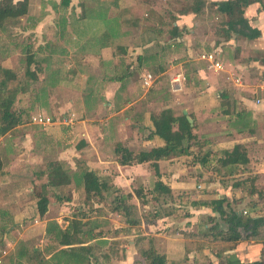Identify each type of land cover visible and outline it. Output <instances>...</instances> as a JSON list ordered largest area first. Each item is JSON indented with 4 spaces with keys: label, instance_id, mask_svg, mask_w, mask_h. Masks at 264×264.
<instances>
[{
    "label": "crops",
    "instance_id": "obj_1",
    "mask_svg": "<svg viewBox=\"0 0 264 264\" xmlns=\"http://www.w3.org/2000/svg\"><path fill=\"white\" fill-rule=\"evenodd\" d=\"M22 1L11 0L12 4ZM67 1L66 4H62V0H27V13L23 17L34 21L31 23L30 30L39 29L48 34L51 28L60 29L56 36L61 38V30L72 28L76 34L73 37L76 39V45L82 46L86 36L82 35V32L87 30L88 25H93L92 23L97 21L95 19L97 15H101L103 16L101 20L109 25L119 24L122 36H119L114 44L109 40L105 42L107 44L101 43V46H97L96 51L94 50V70L92 69L86 78L88 77V80L92 82L91 85L95 84L92 91L85 92V97L80 98L82 111L86 114L85 117L81 116L76 127L81 138L72 146V149L67 150L75 153L71 155V159L67 154H57L56 159L73 164L80 152H87L85 157L82 154L83 162L86 163L81 166H86L88 171L94 172L98 177L104 178L106 176L103 174H108L109 190L119 191L110 195L113 201L118 202L123 196L130 194L133 198L128 201L138 209L141 206L146 208L150 204L164 208V213L161 215L155 212L151 218H148L151 219L150 222L143 220L142 215L139 214L137 219H141L140 223L130 228L127 227V223H118L119 226L113 227L116 222L114 218L120 217L114 213L108 212L109 218L98 215L96 218L101 220L94 219V223L98 224V227L105 225V229L109 226L105 234L108 230L114 234L112 237L102 236L101 244L100 242L92 243L98 238L93 239L91 244L96 245L94 252L99 247L103 248V253L110 256L108 262L113 263L114 260L117 264H129L132 263L133 255L136 253L134 240L139 237L150 239L155 251L159 254L163 253L168 264H183L186 258H190L187 264H193L197 260L198 253L192 251V256H185L190 246L187 235L193 232L196 236L209 237V230L215 224L224 227L219 218L214 219L216 213H213L210 202L226 199L233 205V197L239 200L238 203L247 201L249 205L252 202L261 211L251 212L250 210L247 213L248 217L264 218V202L259 203L257 194L246 193V190L252 186L257 192L262 191L264 195V0H253L245 9L244 17L249 26L260 33L253 40L236 37L231 41H223L215 36L217 24L214 25L213 32H200L203 28L202 17L208 16V10L204 9L205 13L202 15H177L179 19L173 26H177L179 37L172 35L174 30L167 34L164 25H155V31L159 35L158 38L151 40L152 49L150 50L137 36L139 31L135 34V40L124 41V36L129 35L130 31L133 33L135 28L132 26L134 20L131 18V12L136 10L132 9V6H126L120 10L111 5L112 0ZM204 1L208 3L226 0ZM117 11H120L119 17L113 14ZM215 16L219 19L218 15L215 14ZM110 29L103 30V34ZM160 33H164L162 36H166V42L159 37ZM129 37L130 35L127 38ZM93 43L94 41L91 40L88 46L93 48ZM47 45H49L48 41L45 46ZM117 47L122 50H117ZM153 47L156 49L153 50ZM129 49L139 51L135 53L138 54L134 57L135 62L126 60ZM203 52H214L217 59L222 62L224 71L209 72L203 64L198 65L197 63L200 62L196 60V55ZM221 52L226 54V64L220 59ZM50 58L51 56H43V61H49ZM138 58H142L141 67H139ZM160 59H164L165 62H159L151 70L147 67L149 60L156 62ZM188 67L191 69L190 72ZM253 68L257 71V76L251 77L253 84L246 87L242 80L248 78L249 71ZM175 69H183L190 75V80L187 85L181 84L180 90L173 93L159 85L163 79L168 78L166 74H170L167 82L169 85L170 78L175 75L171 72ZM148 70L156 71L161 78L147 89L140 78L141 76L143 78L142 72L147 73ZM66 72L69 75L62 77L67 80L61 79L59 83L55 82L59 86L64 85L66 89L75 90L77 87L70 80L75 73L78 75L74 80L78 77L85 79L80 69L73 70L69 67L63 74L66 75ZM55 76L57 79L60 78L58 75ZM235 78L240 80L239 84L233 81ZM231 89L233 92H229ZM176 97H179L177 101ZM78 106L80 107V103L73 99L63 103L66 113L62 114V118L69 119V124H72L75 118L73 111L78 110ZM166 109H170L174 117L183 114L186 119L187 117L191 119L189 124L197 141L193 140L189 143L190 148L187 153H181L178 150L179 146L185 147L186 144L181 139L166 143L159 136L153 135L155 129L151 117L157 116ZM176 129L174 125L173 130ZM167 145L169 150L165 158L157 162V167H153L149 162L131 166L118 163L117 154L123 151L139 154L164 148ZM236 145H242L245 148L247 164L223 167V152L231 151ZM117 149L119 153H116ZM112 160L115 165L112 166L114 171L110 172L107 167ZM49 167L50 165L41 173L42 176L47 178ZM251 177L255 178L253 184L249 182ZM150 182H153V188L150 189L152 198L149 199L144 192L147 191L145 187ZM157 182H160L162 186L155 190ZM239 182L245 183L243 189L234 187L233 184ZM136 184L138 189L135 187ZM44 187L47 188V184H44ZM135 191L140 193V199L135 198ZM118 193L121 195L116 198ZM128 201H124V206L129 204ZM48 221L50 220L45 223ZM126 228L128 232H123ZM98 232L100 231L95 230V233ZM12 237L8 233H0V264H18L19 262L26 264L29 257L17 260L12 255L28 251L27 238L24 234H20L14 241ZM116 239L120 241L116 242L118 241ZM126 239H128L127 242H125ZM16 245L19 247L17 253L13 254L12 251ZM71 245L76 244L71 243ZM221 248H224L221 253L217 252L219 264H264V234L255 239L239 241L230 249L224 243ZM32 249L36 250V248ZM203 250V255H209L208 246ZM94 254L97 261L91 264L108 263L100 257L101 252ZM44 255L45 259L51 256L45 252ZM112 255L115 259L111 257Z\"/></svg>",
    "mask_w": 264,
    "mask_h": 264
},
{
    "label": "rangeland",
    "instance_id": "obj_2",
    "mask_svg": "<svg viewBox=\"0 0 264 264\" xmlns=\"http://www.w3.org/2000/svg\"><path fill=\"white\" fill-rule=\"evenodd\" d=\"M187 2L188 0H129L128 2L126 0H112L111 5L120 10L126 6H132V9L136 10L135 12H131V18L134 20L132 26L135 28L133 29V33L131 31L129 32V38H127L129 35L124 36V41L126 42V39L129 41L132 39L135 40V34L139 31L137 36L140 37L141 41H144V45L150 50L152 49L150 46L152 43L151 40L158 38L157 36L159 35L155 31V25H164L166 27L165 32L169 34L173 26L172 21H174L172 16L177 17L180 8L184 4H187ZM119 13L120 11H117V13L113 14L119 17ZM96 17L95 19H97V21L95 20L96 22L92 23L93 25H88L87 30L82 32V35H86L81 44L82 46L76 45V39L73 38L76 34L72 31V28L61 30L60 34H62V37L58 38L56 34L59 33L60 29L56 30L51 28L48 34L39 31V29L30 30L32 26L31 23L34 21H29L26 17H23L22 20L18 19L17 21L13 19L9 20L0 28V66L8 73V76H5V78L7 77L8 87H23L25 86V82L29 83L28 92L18 94L12 106V110L21 116L22 124L0 137V162L2 166L0 170V233L12 235L14 241L20 234H24L25 238H27L26 246H28L27 250L29 251L28 256L25 258L27 259L29 257V261L27 260L26 264H38L37 262L39 261L43 262L47 260L44 255L46 248L50 244L48 238L45 236L46 234L44 235L46 228L45 221L47 220L57 221L58 225L60 224L62 227H66L71 220H81L82 223L94 222V219H97L96 217H98V215H100V217L109 218V213H114L120 217L114 218L116 222L113 227L119 226L118 223H127V227L130 228L136 225L128 223L126 220L129 218L134 221L140 214L142 215V219L145 220L147 214L152 217L155 212L160 215L164 213V208H158L150 204L146 208L142 206L139 209L137 208L136 212L128 211V218L124 211L121 210L117 212L114 209L117 203L111 198L105 197L102 201L92 199L85 203L83 190L82 188L77 189L73 174L87 170L86 166H81V164L85 165L86 163L83 162V158L86 156L85 154H87V152H80V155L76 153L78 157H76L77 159L73 164H68L66 161V163H64L56 159L58 157L57 154H67L68 158L71 159V155L75 153L67 150L72 149V146L81 138L80 132L76 130V127H78L77 123L80 121L81 116L85 117L86 114L82 111L83 108L80 98L85 97V92L93 90V85L95 83L91 85L92 82H90L86 76H88V74L90 75L92 69L94 70L93 64L95 61L93 60L95 57L93 54L97 46H101V43L108 42L105 35L103 36V30H106V28H114L115 38L112 40L113 44L119 36H122V34H120L121 28L119 24H114L112 26L104 20H101L103 16L97 15ZM217 22L218 19H216L215 13L208 12V16L202 17L201 24L203 28L200 32H213L215 29L214 25H216ZM208 29H210V31ZM164 33H160L159 37H162L166 42V36H162ZM91 40L94 41L92 45L93 48L90 45L88 46ZM47 41L49 45L45 46ZM29 48L31 51L30 53L33 54V63L29 67V70L37 77V81L35 82L26 74V70L28 69L26 60L29 56L27 54H30L27 53ZM155 49L156 48L153 47V50ZM136 52L139 53L138 50H136ZM136 52L135 50L130 51L129 49L126 60L128 62H135L134 57L138 55L135 54ZM43 56H51V58L48 59L49 61H43ZM198 56L199 53L196 55L197 61ZM225 56L226 54L221 52L220 59L224 64H226ZM159 62L165 61L164 59H160L156 62H150L149 60L147 67L151 70L152 67L156 66ZM198 62H200L197 63L198 65L203 64V67H206L205 63L201 61ZM69 67L73 68V70L80 69L81 73L85 75V79L83 77H78L74 80L78 73H75L72 78L69 77L71 82L77 85L75 90L66 89L63 87L64 85L59 86L55 83L56 81L59 83L61 79L67 80V78L62 76L69 75L68 72H66V75L63 74ZM144 67L146 68V66ZM185 67L187 68V66ZM188 69V72H190L191 69L189 67ZM150 70H148L147 73L152 75L154 79L153 83H156L157 79L161 77L158 76L156 71ZM142 74L143 78L141 76L140 79L143 84L146 73L142 72ZM171 74L183 75L184 80L181 81V84L185 83L184 85H187L188 80H190V75L185 73L183 69L172 70ZM55 75H58L60 78L57 79ZM166 76L169 78L170 74H166ZM253 76H257V71L254 68L250 69L248 78L242 80L246 87L253 84V81L250 79ZM1 77L2 74L0 72V78ZM168 78L163 79L159 86L169 91L171 87L170 84L167 85ZM164 80L166 81L164 82ZM81 92L82 94H80ZM229 92H233L232 89ZM176 94L180 95V93H175V95ZM247 94L248 93H246V95ZM70 99L80 103V107L78 106L79 109L73 111L75 118L72 124H69V122L65 123L64 120L67 118H62V114L66 113V107H63V103L68 102ZM175 99L177 101L179 97ZM40 116L50 118L53 124L42 126L35 123L34 118H39ZM92 120L93 118L91 121ZM53 131L56 132L52 133ZM113 161L114 160L110 161L109 167H107L110 172L114 171L112 169V166L115 165ZM50 164L60 166L62 172H66L69 175L68 185L58 186L55 189L48 188L52 186H47V188L44 187V184H47L48 180H46L47 178L42 176L41 173L45 171ZM51 167L52 166L49 167V171ZM103 175L106 177L99 178L106 182H110L107 180L110 179L108 174ZM152 186L153 182H150V184L148 183L145 187L147 191L144 193H146L145 196H148L149 199L152 198V194L150 195V189L153 188ZM135 187L138 189V184H136ZM120 195L121 194L118 193V197H120ZM43 196H47L48 198V211L44 217H40L38 214L37 202ZM232 200L237 199L233 197ZM128 203L132 204L130 201H128ZM121 204L124 205V202H121ZM231 206L232 208L238 209L244 215H248L247 213H249L247 201H244V203L237 202L236 205L231 204ZM214 216V219L218 220V214ZM99 220H101V218ZM99 220L97 219V221ZM210 224H212V222ZM225 228L226 226L224 225V227H219L218 230H224ZM87 229V226L83 228L85 231ZM107 229H109V226H107ZM107 229H105V225H103L94 229L93 233L98 234L101 232V236L112 237L114 233L111 230H108L105 234ZM95 230L100 232L95 233ZM118 231L119 229L116 233H118ZM187 237L190 239V246L187 248L185 256H192V251L198 253L196 254L197 260L193 264H219L217 252L221 253V246L224 244L223 241L214 239L212 235L209 237L202 235L196 236L193 232L189 233ZM102 239V237H99L92 243H98L102 241ZM127 240L128 239H126L125 242H127ZM119 241L120 240L116 242ZM71 243L76 244L72 246L82 245L81 236L74 235V239L71 240ZM95 244L91 245L95 248ZM207 246L209 255H203L202 251H204L203 249ZM18 247V245L15 246L12 251L13 254L15 252L17 253ZM32 248H36L35 252L37 254H35L34 257L31 254ZM96 250L97 251L94 253L101 252V254H104L103 248L99 247ZM160 254L163 255V253ZM12 256L14 257L15 255ZM111 257L114 258L113 255ZM189 259L190 258L184 259L183 264H187L190 261ZM18 264L21 263L19 262ZM107 264L117 263L113 260V263L108 262ZM129 264H131V262ZM166 264H168L167 259Z\"/></svg>",
    "mask_w": 264,
    "mask_h": 264
},
{
    "label": "trees",
    "instance_id": "obj_3",
    "mask_svg": "<svg viewBox=\"0 0 264 264\" xmlns=\"http://www.w3.org/2000/svg\"><path fill=\"white\" fill-rule=\"evenodd\" d=\"M253 0H226L221 2H205L204 0H188L187 4H184L178 11L179 16L188 14L202 15L204 9L208 12L215 13L219 16L215 36L223 41H231L236 37H243L247 40H253L257 38L260 33L258 30L249 26L248 21L244 17L245 9ZM67 0H62V4H66ZM27 0L12 4L11 0L0 1V28L9 20L17 21L27 13ZM264 9V5H263ZM172 25L178 21V17H173ZM173 36L179 37L177 26H172ZM175 32V33H174ZM114 28L104 32L103 36L109 40L115 38ZM102 36V37H103ZM221 40V41H222ZM122 48L117 47V50ZM27 53H30V48ZM29 55L26 60L27 70L26 74L29 75L32 81H37V77L30 72L29 67L33 63V54ZM139 67H141L142 58H138ZM0 72L2 77L0 78V137L10 132L15 127L22 124L21 116L12 110V106L15 102V98L18 94L28 92V82H25V86L14 88L8 87L7 77L8 74L0 66ZM8 76V75H7ZM44 95V94H43ZM155 131L153 135H157L162 138L166 143L174 140L181 139L186 142L185 147L179 146V152L187 153L190 148L189 143L193 140L197 141L196 136L192 133V127L186 119V116L180 114L179 117H174L170 109L163 110L157 116L151 117ZM174 125L177 127L174 129ZM169 150V145L164 148L152 149L149 152H141L139 154H133L131 152H121L117 154L119 157L118 163L120 165H133L141 163H150L153 167H157V162L163 160ZM119 153V150H116ZM224 159L222 160L223 167L225 166H244L247 164L246 150L242 145H236L231 151L223 152ZM51 169L47 175V186L58 187L69 184V175L66 172H62V168L56 164H50ZM0 162V170H1ZM75 185L78 188H82L84 193V201L89 202L92 199L102 201L105 197L110 198L112 193L119 192L109 190L108 183L105 180L100 179L94 172L83 170L80 173L73 174ZM253 184L254 177L249 179ZM237 189H243L245 183L239 182L233 184ZM242 185V186H241ZM162 184L157 182L155 184V190H158ZM252 188V186H250ZM249 188L246 193L249 195L257 194L259 203L264 202L263 192H257L254 188ZM135 198L140 199V193L134 192ZM118 198V196L116 197ZM133 198L132 195L123 196L115 206V210H123L129 218L128 211L136 212L137 207L133 204L122 205L124 201H128ZM238 200H233V204L236 205ZM213 213L218 214L221 222L226 226L224 230H218L219 226L214 225L210 228L209 235H212L214 239L223 241L227 244V248H233V246L239 241L250 240L261 237L264 234V218H251L248 215H244L238 209L232 208L231 204L226 199L215 200L210 202ZM48 198L47 196L41 197L37 202L38 214L40 217H44L47 212ZM249 211L259 212L261 209H257L256 204L252 202L248 205ZM150 215L145 217L147 222H150ZM211 220V218H210ZM130 224H139L140 220L136 219L132 221L130 218L126 220ZM87 226V230H83ZM98 227V224L94 222L82 223L81 220H71L70 223L62 228L56 221H48L46 223L45 234L49 240V246L46 248L45 253L50 254V258L45 261H39L38 264H91L97 261V257L94 254L95 248L91 245L93 239L102 237L101 232L94 234L93 230ZM128 229H124L123 232H128ZM243 230V232H241ZM73 235L81 236L82 245L72 246L71 237ZM101 244V241H100ZM134 246L136 247V253L133 255L131 264H166V259L163 255L158 254L153 248V243L150 239L136 238L134 240ZM224 249V248H222ZM264 250V249H263ZM29 251L23 253H17L15 259L22 260L27 257ZM31 254L34 257L37 254L31 249ZM100 257L105 263L108 262L110 256L102 254Z\"/></svg>",
    "mask_w": 264,
    "mask_h": 264
},
{
    "label": "built area",
    "instance_id": "obj_4",
    "mask_svg": "<svg viewBox=\"0 0 264 264\" xmlns=\"http://www.w3.org/2000/svg\"><path fill=\"white\" fill-rule=\"evenodd\" d=\"M198 61H201L205 63L206 69L209 71H212L214 73H219L224 71V66L221 61H219L216 57V54L214 52H203L200 53L198 56ZM229 79V78H228ZM184 80L183 75L181 74H175L170 78L169 84L171 87V91L176 92L180 90L181 81ZM233 81L236 84L240 83V80L238 78L233 79ZM154 82V79L151 74L146 73L143 81V86L145 88H150ZM69 119L64 120V122H69ZM34 122L38 123L42 126L51 125V119L47 117L40 116L39 118H34Z\"/></svg>",
    "mask_w": 264,
    "mask_h": 264
},
{
    "label": "water",
    "instance_id": "obj_5",
    "mask_svg": "<svg viewBox=\"0 0 264 264\" xmlns=\"http://www.w3.org/2000/svg\"><path fill=\"white\" fill-rule=\"evenodd\" d=\"M184 114H185V111H184ZM187 120H188V122L191 124V119H189V118L187 117ZM241 232H243V230H241Z\"/></svg>",
    "mask_w": 264,
    "mask_h": 264
}]
</instances>
